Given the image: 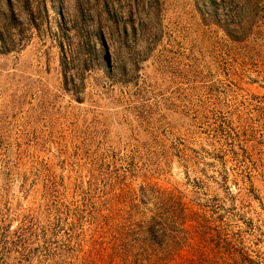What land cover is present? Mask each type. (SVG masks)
Listing matches in <instances>:
<instances>
[{
    "label": "rangeland",
    "instance_id": "1",
    "mask_svg": "<svg viewBox=\"0 0 264 264\" xmlns=\"http://www.w3.org/2000/svg\"><path fill=\"white\" fill-rule=\"evenodd\" d=\"M211 11L0 0V264H264V0Z\"/></svg>",
    "mask_w": 264,
    "mask_h": 264
},
{
    "label": "trees",
    "instance_id": "2",
    "mask_svg": "<svg viewBox=\"0 0 264 264\" xmlns=\"http://www.w3.org/2000/svg\"><path fill=\"white\" fill-rule=\"evenodd\" d=\"M205 4H211V7L213 8L212 14L208 13V17L212 18V22L215 25H218V21H214L219 14L222 13L223 18V24L219 25L225 33L231 38V39H241L245 36L247 29L246 27H243L242 24L237 23L236 19L240 18V15L251 11L253 6L256 3V0H204ZM227 10V11H224ZM213 15V17H212ZM239 16V17H238ZM100 41L102 42V38L100 37ZM157 219H152L150 224L146 227H144V232L152 239V243L158 246L164 245L162 239H159L161 236H165L167 231L169 229L165 228L167 226L165 223ZM122 229H124L126 232H135L140 231L141 227L139 225H135V227L131 226L129 224L128 226H124Z\"/></svg>",
    "mask_w": 264,
    "mask_h": 264
}]
</instances>
